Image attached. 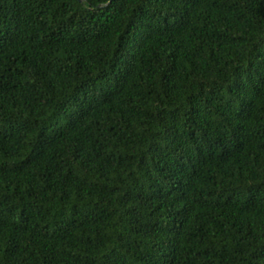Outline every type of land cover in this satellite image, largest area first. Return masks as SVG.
Segmentation results:
<instances>
[{
  "label": "trees",
  "instance_id": "obj_1",
  "mask_svg": "<svg viewBox=\"0 0 264 264\" xmlns=\"http://www.w3.org/2000/svg\"><path fill=\"white\" fill-rule=\"evenodd\" d=\"M0 264H264V0H0Z\"/></svg>",
  "mask_w": 264,
  "mask_h": 264
}]
</instances>
